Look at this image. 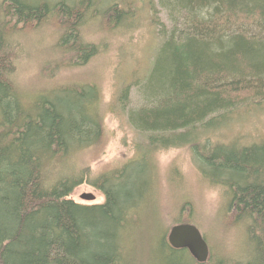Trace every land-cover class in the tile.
Segmentation results:
<instances>
[{"label": "trees", "instance_id": "trees-1", "mask_svg": "<svg viewBox=\"0 0 264 264\" xmlns=\"http://www.w3.org/2000/svg\"><path fill=\"white\" fill-rule=\"evenodd\" d=\"M53 1L0 0V264H135L129 245L142 218H164L156 154L184 145H191L201 178L225 191L251 250L244 261L209 254L203 264H264V142L236 150L212 143V135L195 142L199 132L218 129L224 113L264 102V1L161 0L184 18L182 28L167 31L146 77L135 76L143 105L126 117L146 142L123 166L95 176L89 164L78 175L59 172L77 150L96 156L104 150L99 87L94 81L60 84L25 103L15 78L19 36L47 22L58 29L59 55L41 67L45 80L54 79L101 51L84 38L83 22L108 30L132 22L137 0H97L101 10L93 0ZM129 86L119 93L124 105ZM81 184L103 194L104 202L75 203L70 195ZM170 217V228L193 224ZM170 228L156 227L151 236L157 248L151 264H199L168 245Z\"/></svg>", "mask_w": 264, "mask_h": 264}, {"label": "rangeland", "instance_id": "rangeland-1", "mask_svg": "<svg viewBox=\"0 0 264 264\" xmlns=\"http://www.w3.org/2000/svg\"><path fill=\"white\" fill-rule=\"evenodd\" d=\"M41 1L52 2V0ZM93 1L99 3L98 8L101 10V1ZM106 1L108 4L115 2V0ZM131 1L135 0L121 2ZM136 6L138 11L134 21L126 20L123 25L120 23L109 25V30L98 26L101 23L99 19L96 20L98 27H95L90 19L83 22L81 32L84 38L99 44L101 51L87 64L64 70L54 79L45 80L41 67L43 68L48 61L59 55L58 29L51 22H47L38 25L30 33L19 36L21 45L19 43L18 47L20 51L23 49L21 52L23 55L20 57L21 54H18L15 78L18 83V94H22L25 103L30 104L34 95L38 93L47 95L59 88L60 84L94 81L96 87H99L100 106L104 113V125L107 131L104 150L99 156L94 155L96 153L90 149L75 151L72 157L65 158L68 166L59 172L61 174L78 175L83 172L82 168L89 164L92 176L109 175L111 171L123 166L124 161L134 158L140 151L141 146L138 145L146 142V136L133 129L126 117L129 109L140 108L143 105L139 86L134 84L135 76L146 77L158 49L168 36L167 31L175 27L182 28L184 14L180 12L171 14L167 3H162L161 0H137ZM125 7L128 8V4ZM160 29L165 30L164 33ZM20 51L17 50L18 53ZM128 84H130L129 94L124 100V105L118 97L123 87ZM260 104L254 106L247 104L224 113L226 116L219 128L199 132L201 138L195 142L204 143L206 137L212 135L211 138L214 139L212 143H222L223 146L235 150L244 145L264 142V104L261 105L262 107ZM190 146L170 148L156 154L155 161L160 179L162 178V186L158 191L159 202L162 205L159 210L164 214V218L161 217L160 222L142 218L143 222L138 226L141 231L135 235L129 245L135 264H144L147 260L151 264L154 260L157 248L156 240H152L151 236L155 234L156 227L168 229L174 224L171 223L174 220L171 221L170 215L193 223L206 240L209 254H213V257L244 261L242 258L250 256L246 227L241 224L242 222L234 221L233 211L230 212L228 209L225 191L218 186H210L201 178ZM154 190L153 195L156 192L155 188ZM83 194H91L95 199L82 200ZM70 197L81 205L104 202L103 194L87 184L76 187ZM149 199L152 201L150 196ZM149 199L145 198V204H148ZM156 200L158 202V197ZM181 205H183L182 211H180ZM148 217L152 218V212L148 211ZM168 231L165 233V239ZM143 261L145 262L142 263Z\"/></svg>", "mask_w": 264, "mask_h": 264}, {"label": "water", "instance_id": "water-1", "mask_svg": "<svg viewBox=\"0 0 264 264\" xmlns=\"http://www.w3.org/2000/svg\"><path fill=\"white\" fill-rule=\"evenodd\" d=\"M82 200L93 201L91 194H83ZM168 245L175 250H186L199 264L207 261L209 248L198 228L192 224H177L172 226L166 236Z\"/></svg>", "mask_w": 264, "mask_h": 264}]
</instances>
